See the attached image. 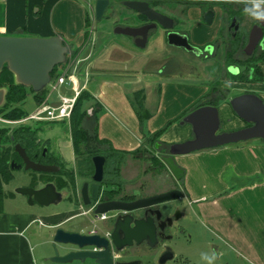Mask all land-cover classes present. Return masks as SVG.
I'll return each instance as SVG.
<instances>
[{
  "label": "crops",
  "instance_id": "0c3cea01",
  "mask_svg": "<svg viewBox=\"0 0 264 264\" xmlns=\"http://www.w3.org/2000/svg\"><path fill=\"white\" fill-rule=\"evenodd\" d=\"M184 6L185 22L180 30L185 31L196 45L212 44L206 54H194L182 47L169 45L162 27L147 37L144 46L137 45L133 36L114 32L107 25L97 31L95 16L93 25H86V18L91 11L94 13V0H0V34H58L70 46L73 53L71 63L59 72L74 71L76 86L87 92L82 102V108L86 110L82 125L95 139L106 140L102 143L95 140L92 144L103 149L112 146L116 150L133 151L141 148L152 133L167 125L157 140L170 148L171 143L193 136L192 125L180 121L196 106L204 104L203 101L220 96V85L215 82L224 80L226 88H238V91H222L225 97L215 104L218 114L222 112L229 117L223 130L239 128L243 124V119L229 103L232 96L254 92L264 101V58L257 61L262 75L260 80L232 79L233 72L229 66L239 72L245 64L238 65L226 57L231 47L223 38L221 9L216 7L214 20L206 22L200 6ZM161 7L168 8L165 4ZM131 10L140 17L144 16L133 8ZM127 23L138 25L133 21ZM116 25L119 24L113 23L114 27ZM120 25H126L125 21ZM93 38L99 40L98 45L92 43ZM170 47L179 51L171 54ZM238 49L233 51L232 57H237ZM79 65L80 71L77 69ZM222 68L228 72L227 78ZM214 86H217L216 95ZM46 87L45 98L50 103L56 102L60 92L72 93L70 85L61 84L51 89L47 84ZM31 92L33 96L32 89ZM137 96L148 113L143 124L137 114ZM24 110L27 113L32 111ZM22 124H33L38 128V141L47 146L45 154L54 161L52 163L58 162L55 164L59 169H73L76 184L89 177L78 170V155L74 150L69 120L28 119ZM55 125L58 129L53 128ZM48 128L55 132L42 133ZM170 155L181 168L179 182L183 198L195 217V221L187 222V229L194 233L193 227L199 224L207 230L212 236H206L205 241L217 255H223L228 252L227 248H231L264 261V244L257 240V236L264 232V138L252 137ZM166 166L171 182L177 177ZM59 169L52 172L31 169V179L23 185L40 187L46 182L45 177L54 173L49 181L57 187L61 176L56 173ZM122 183L119 182L118 186ZM3 187L6 188V181ZM57 189L64 191L61 200L67 199V203H61V200L49 204L31 203L27 201V195L15 190V193L3 197L0 205V264H76L48 258L53 254L55 230L58 227L74 230V219L73 223L69 221L75 213L85 209L73 204L71 192L74 189L71 192L64 187ZM51 204L55 205L49 207ZM82 219L84 226L90 224L86 216ZM66 223L68 226L64 227ZM97 226L102 225L97 222ZM58 248L60 253L69 249L59 244ZM178 248V257L169 262L187 264L190 255Z\"/></svg>",
  "mask_w": 264,
  "mask_h": 264
},
{
  "label": "water",
  "instance_id": "95a60500",
  "mask_svg": "<svg viewBox=\"0 0 264 264\" xmlns=\"http://www.w3.org/2000/svg\"><path fill=\"white\" fill-rule=\"evenodd\" d=\"M109 0H94V16L100 19ZM123 3L130 8L137 10L148 19H156L163 27L169 28L172 25V19L168 15L161 13L151 7L147 0H123ZM212 10L205 13L207 21L211 20ZM151 23L141 25H116L114 32L131 35L139 46H144L147 40L148 29ZM262 26L264 21L252 26L248 41L245 45V52L250 54L260 40L264 43L262 35ZM261 38V39H260ZM168 43L175 46H183L187 50L200 52V48L191 44L184 33L177 31L167 32ZM67 46L62 37L58 34L50 36H30V35H4L0 34V72L4 66L13 73L14 81L31 87L38 91L45 87L50 79L51 72L55 66L65 61ZM233 73L238 72L237 68L229 66ZM7 88L0 84V106L5 102ZM229 103L234 112L243 120L250 122L249 125L231 130L219 131L220 119L218 109L213 104H202L189 111L181 119L182 122H188L192 125L193 136L181 141L171 143L170 154L188 152L194 149L210 147L214 145L235 142L252 137L264 138V101L254 92H243L232 96ZM14 149L21 158V161H11V167H24L35 171L52 172L59 169L55 163H44L29 157L25 148L19 143H14ZM47 150L43 147L42 153ZM163 160L178 178L181 168L177 166L171 155L164 156ZM94 172L92 179L94 182L90 185V194L88 192V183L84 182L81 187V194L85 204L90 203L91 199H96L99 190V181L102 180L104 171L105 156L95 154L92 156ZM15 191L27 195L28 201H36L40 204L55 203L62 199L64 191L57 189L52 181H46L42 186L21 185L15 188ZM182 191L179 187L168 189L159 193L138 197L131 201L117 199H106L96 204L94 213H104L110 210H132L149 204H154L170 199L180 197ZM120 225V219L117 218L113 230L109 237L99 233H84L78 230H67L58 227L53 235V254L48 258L58 262H75L76 264H128L117 259V251L124 245L131 243V238L135 237L137 242L142 238L143 231L149 230L151 237L154 236L155 225L149 222L148 226L141 219H131ZM130 226V227H129ZM132 230V231H131ZM130 232V234H128ZM123 237H120V233ZM134 232V233H133ZM58 244L68 246V250L60 253ZM173 257L171 252L165 253L159 263Z\"/></svg>",
  "mask_w": 264,
  "mask_h": 264
},
{
  "label": "flooded vegetation",
  "instance_id": "af4514ba",
  "mask_svg": "<svg viewBox=\"0 0 264 264\" xmlns=\"http://www.w3.org/2000/svg\"><path fill=\"white\" fill-rule=\"evenodd\" d=\"M149 5L156 10L160 11L171 17L172 25L169 28L163 27L156 19H148L145 15V18L138 25L144 23L153 24L147 33V37L154 35L159 27L165 29V40L167 41V32L177 31L180 33H184L187 36V40L193 44L188 34L185 31H181L180 27L185 22V14L186 9H179L177 5L182 2L185 3L186 6L198 5L202 8V18L206 22H212L215 17L216 7L221 9L222 13V26L221 29L223 31V38L226 39V43L229 44L230 47H234L237 45V48H242V51L245 55H249L245 52V45L248 41V35L253 25L259 24L258 20L252 18L248 13L245 12V8L250 11H254L252 3L248 2V0H147ZM162 4L167 5L168 8L161 7ZM172 4V6L170 5ZM262 4V3H261ZM260 4V6H261ZM170 5V6H169ZM171 10L173 12H171ZM208 10H212L213 14L210 21H207L205 18V13ZM226 22V23H225ZM225 35V36H224ZM262 35L264 36V26H262ZM261 39V38H260ZM169 45H172L168 43ZM264 45V43L262 44ZM260 44V40L253 51L262 46ZM175 46V45H172ZM198 46L201 50L199 53L192 51L194 54H206L208 50H210L213 45L206 44L203 46ZM185 49L183 46H179ZM187 50V49H186ZM191 51V50H189ZM252 51V52H253ZM251 52V53H252ZM250 53V54H251ZM238 58V57H236ZM236 64H241L240 61H234ZM208 104V103H207ZM250 122L243 120L242 126L249 125ZM219 131H222L219 126ZM170 155V153L168 154ZM167 156V155H166ZM164 157V156H163ZM161 157L160 159L162 160ZM163 161V160H162ZM94 172V171H93ZM89 174L88 180L83 179L79 184H76V175L74 176V190L71 192V198L73 204L84 206L85 209L79 211L73 215V217H77L81 214H85L87 217V221L90 224H87L85 227L77 228L75 230L84 232V233H99L100 235H105L109 237L117 218L120 219V225L124 226L125 223L132 219H141L145 225H149V222H152L155 225L154 236L151 237V233L149 230L143 231L141 236V240L137 242L135 237L131 238V243L128 245H124L119 251H117V259L122 262H129L128 264H160L159 260L161 257L167 253L171 252L173 257L170 259L164 260L162 264H167L169 261L176 259L178 256L176 254L175 247L177 245L183 244L189 245L195 239L193 233L187 229L188 221H195L194 215L188 209V205L186 200L183 198L184 194L180 197L149 204L140 208L132 209V210H110L104 212L105 215L103 217H99L96 213H94V208L97 203L104 201L106 199H117L123 201H131L138 197L151 195V194H143L136 191H125L122 186H118L114 183L106 184L103 183L102 180L99 181V190L98 196L96 199H91L90 203L85 204L82 194L81 187L84 182L88 183V192L90 194V185L94 182L92 179V175ZM104 175V172H103ZM179 178H173L171 184L164 190L179 187L181 189V184L179 182ZM112 190V191H110ZM159 191V192H162ZM182 191V189H181ZM159 192H154L159 193ZM183 193V192H182ZM97 222L101 223V227L97 226ZM130 227V226H129ZM132 231V230H131ZM132 232L129 231L128 234ZM134 233V232H133ZM120 237H123V233H120Z\"/></svg>",
  "mask_w": 264,
  "mask_h": 264
},
{
  "label": "rangeland",
  "instance_id": "374dc122",
  "mask_svg": "<svg viewBox=\"0 0 264 264\" xmlns=\"http://www.w3.org/2000/svg\"><path fill=\"white\" fill-rule=\"evenodd\" d=\"M170 5L172 6V4ZM177 7L179 9L185 8L184 4H181V5L178 4ZM262 9H264L263 5L260 6V10ZM171 12L173 11L171 10ZM88 19H89V25H93V22L95 21L93 11L90 12ZM112 20L114 22H112ZM143 20H144L143 17L138 16V14H136L133 10H131V8L125 6L122 3V0H110L109 5L107 6L103 16L99 20L98 19L96 20L97 21L96 30L99 31L100 30L99 28H102L104 25L105 26L107 25L113 31L114 30L113 23L120 25V22L125 21V24L129 25L127 22L133 21L135 24H139ZM92 43L98 45L99 40H97V38H93ZM65 45L67 46L65 61L60 63L58 68L54 71L52 80L56 78L58 73H61L59 72L60 69H64L68 65H70L71 59L73 58V53L71 52L70 46H68L66 43ZM166 50L164 51L166 52V54L168 53L170 54V51H171V54L179 51V49H173L171 47H170V51L169 50L166 51ZM245 56L246 55L242 51V48H239L237 50V57L239 59H243ZM72 67L73 66H71L70 68ZM79 67L80 65L77 67L78 71L81 70V68L79 69ZM221 71L225 72L226 70L222 68ZM227 74L228 72H225L226 78H227ZM216 83L220 85L219 89L223 92L225 91L227 93L229 91H238V88H233V87L226 88V86H224L225 85L224 80H221L220 82H215V84ZM156 92H158L157 88H155V93ZM214 93L216 95L217 91H214ZM85 105H86V102L84 104V107ZM21 106L28 111L33 110L36 106L34 102V98L32 96L31 89L29 87L27 88V94ZM230 112H232V110H230ZM9 119L10 118L4 117L2 114H0V132L2 136L1 140L4 145H7L10 143V141H8V139L6 138H8V136L12 134L13 130L15 128L22 127L23 126L22 123H24V122H20V123L8 122ZM219 119H220V126H221L220 129L221 130L226 129L225 123L229 120V117L224 116V114L221 112L219 113ZM27 125L28 124H25V127ZM69 125H70V121H69ZM29 126L35 127V125L33 124H30ZM53 128L58 129V126L55 125L53 126ZM53 132H55L54 129L48 128L42 133L52 134ZM41 135L43 136V134ZM36 140H38V137L36 138ZM92 141L95 142L94 139ZM89 143L91 145L87 146V148L96 149L97 147L96 145L92 144V142H89ZM43 147L41 150V154H42L41 162L44 161V163H47L45 162L47 160V158L44 156L45 153L44 154L42 153ZM168 154H169V145L167 144L165 145L156 139L145 141L143 145L141 146L140 150H138L136 153L132 155L125 156L126 162L121 167L118 181L124 182L122 183L123 188H126L128 190H137L143 194L153 192L154 190L167 188L171 184V182L169 181L170 177H167L169 173L168 168L164 162L162 161L156 162L155 159L156 158L159 159ZM19 161H20V156L18 157L16 156L15 162H19ZM152 170H155V173H153ZM30 171L32 170L25 169L23 166L20 168L12 167L13 176L11 179L6 181V188L3 187V197H7L9 193L11 194L15 193L14 190L16 187L23 185L24 183L28 182V180L30 181L31 179ZM84 179L88 180L89 178L84 177ZM60 202L67 203L68 200L63 199ZM52 205H55V204H51L49 205V207H51ZM83 217L85 216H77L75 218H72L69 221V223H73V219H74L75 221L74 224H76V226L73 225L72 228L77 229V228L85 227L84 226L85 222L82 221ZM63 226L67 227L68 224L66 223ZM193 229L195 230L194 233L192 232L193 235L195 236V239L192 242H190L189 245H185V246L183 244H181V246L178 245V247H181L182 252L184 253L186 252L190 255V261L187 260L188 262L187 264H208V261L202 259V256H201L202 253H205L208 256H212L213 254H215L216 258L213 260L212 264H262V262H264L262 261L263 259H260V258L257 259L248 254H243L242 252L239 253L237 250H233L231 248H227V251H228L227 253L223 255H217L215 252L212 251L210 245L208 246L205 241L206 236L210 237L212 235L207 230H205L203 227H201L199 224L195 225ZM257 240H259L262 244H264V232L260 233L257 236ZM178 247L177 246L175 247L177 251L179 250ZM168 264H172V263L169 262Z\"/></svg>",
  "mask_w": 264,
  "mask_h": 264
},
{
  "label": "trees",
  "instance_id": "16d2710c",
  "mask_svg": "<svg viewBox=\"0 0 264 264\" xmlns=\"http://www.w3.org/2000/svg\"><path fill=\"white\" fill-rule=\"evenodd\" d=\"M144 17V16H143ZM86 25H89V19L86 18ZM237 48V45L231 47V49L227 52L226 57L228 60L232 61H240L241 64H245L244 68L237 72L231 74L232 79L238 80H246V81H257L262 78L261 69L258 65L257 61L264 58V47H259L255 49L251 54L246 55L243 59H239L236 57H232L233 51ZM58 68L55 66L53 71L51 72V78H53L54 71ZM0 84L6 86L7 91L5 94V102L0 106V114L4 117L10 119L20 118L27 114V112L19 105V103L23 102L27 94V86L22 83H17L14 81L13 73L8 69L7 65L4 64L1 72H0ZM32 89L31 87H29ZM217 89V86L213 87V91ZM33 91V98L35 102L38 104L42 102L47 93V87H43L38 91ZM220 96L208 99L203 101L204 104H217L220 98L225 97V93L220 91ZM87 92L81 90L80 93L77 95L74 106L72 108L69 121H70V129L72 134L73 146L74 150L78 155L77 158V166L78 170L81 174H91L93 172V163H92V156L95 154H103L105 156L104 162V175H103V183L106 184H116L119 185V170L121 165L125 162L127 154L136 153L140 148L133 150V151H122L116 150L112 146H108L106 148H99L96 149H89L87 146L91 144L89 142L98 141L99 143L106 142L104 139L94 138L89 134L87 129L82 125V120L86 116V110L82 108L83 99L86 98ZM138 109L137 114L140 118L141 124H143L144 119L148 116L147 111L143 109L141 98L137 96L136 99ZM169 124V123H168ZM167 125L160 127L154 133L150 135L149 140H157V137L161 134L164 128ZM37 127H31L27 125H23L22 127L15 128L11 135L8 136L9 144L4 145L1 140L0 145V205L3 199V183L8 181L12 178V167L11 161H15V157L19 156L16 150L14 149V143L19 142L26 150L27 154L30 158L34 160L42 161V154L41 150L44 144H41L36 138L38 137L37 134ZM1 133V132H0ZM2 139V136H1ZM92 139V140H91ZM82 149V150H81ZM47 160L45 162H51L52 160L49 159V155L46 153L44 155ZM159 158V157H158ZM21 161V160H20ZM156 162L162 161L160 158L155 159ZM44 162V161H43ZM54 162V161H52ZM51 162V163H52ZM163 162V161H162ZM55 163L58 164L57 161ZM42 172V171H41ZM59 176V181L57 183L58 188H66L69 192L74 189V174L73 169H63L60 167L59 171L56 172ZM52 175L54 173L49 174L48 177H45L46 181L52 179ZM57 175V176H58ZM121 183V181H120ZM112 191V190H110Z\"/></svg>",
  "mask_w": 264,
  "mask_h": 264
},
{
  "label": "built area",
  "instance_id": "2783aa9c",
  "mask_svg": "<svg viewBox=\"0 0 264 264\" xmlns=\"http://www.w3.org/2000/svg\"><path fill=\"white\" fill-rule=\"evenodd\" d=\"M74 76V71H62L54 80L51 78L48 83L51 89H56L61 84L65 86L70 85L72 93H58L55 103H50L47 98H45L26 115L16 119H9L8 122L20 123L28 119L69 120L75 99L80 93V88L76 86ZM97 215L103 217L105 213H99Z\"/></svg>",
  "mask_w": 264,
  "mask_h": 264
},
{
  "label": "clouds",
  "instance_id": "9594fccd",
  "mask_svg": "<svg viewBox=\"0 0 264 264\" xmlns=\"http://www.w3.org/2000/svg\"><path fill=\"white\" fill-rule=\"evenodd\" d=\"M248 2L252 3L254 11H250L245 8V12L248 13L252 18L258 21H264V11L260 10V4L264 3V0H248ZM264 47V45H262ZM202 259L208 261V264H212L213 260L216 258L215 254L212 256H208L205 253L201 254Z\"/></svg>",
  "mask_w": 264,
  "mask_h": 264
}]
</instances>
